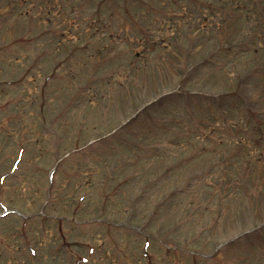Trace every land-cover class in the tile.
Masks as SVG:
<instances>
[{
  "label": "rangeland",
  "instance_id": "rangeland-1",
  "mask_svg": "<svg viewBox=\"0 0 264 264\" xmlns=\"http://www.w3.org/2000/svg\"><path fill=\"white\" fill-rule=\"evenodd\" d=\"M141 2L0 0V264H146L145 242L152 264H264V143L235 153L217 138L216 160L194 137L218 119L209 91L259 62L223 50L246 17L223 8L212 25L202 0ZM254 81L264 92V71ZM49 176L43 212L65 220L29 219Z\"/></svg>",
  "mask_w": 264,
  "mask_h": 264
},
{
  "label": "trees",
  "instance_id": "trees-1",
  "mask_svg": "<svg viewBox=\"0 0 264 264\" xmlns=\"http://www.w3.org/2000/svg\"><path fill=\"white\" fill-rule=\"evenodd\" d=\"M233 1L236 2L237 4H240V5L244 4V5H243V6H244L243 10H245V11H247V10H246L247 5H249V6L251 5L249 0H233ZM233 1H232V2H233ZM234 2H233V3H234ZM212 5H213V4H212ZM212 5H211V8L213 7ZM211 10H212V9H211ZM209 11H210V10H209ZM241 12H242V10H241ZM210 13H211V12H210ZM211 14H212V13H211ZM251 14L253 15V16H252V20H255V19H256V16H257V15H256V12H254V13H250L248 16H250ZM215 15H217V14H215V11H214L213 17H211V23H213V24H214V21L220 19L218 16H215ZM253 17H255V18H253ZM248 19H251V18H248ZM215 24H216V23H215ZM254 28H257V29L260 28V30H263V29H264V25H263V26L246 27V29H244V31L250 34V33H252V30H253ZM245 32H243V33H245ZM212 34H214V33H212ZM226 124H227V123H222V124H221V130H222V131H225V135H226V133L228 132L227 129H225V128H226ZM204 134H205V133L202 134V139H206V136L208 137L207 134H205V135H204ZM209 136H212V135H209Z\"/></svg>",
  "mask_w": 264,
  "mask_h": 264
}]
</instances>
